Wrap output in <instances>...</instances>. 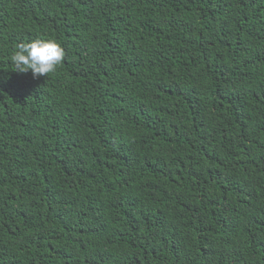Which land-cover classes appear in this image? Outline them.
<instances>
[{"label": "trees", "instance_id": "16d2710c", "mask_svg": "<svg viewBox=\"0 0 264 264\" xmlns=\"http://www.w3.org/2000/svg\"><path fill=\"white\" fill-rule=\"evenodd\" d=\"M0 264H264V0H0Z\"/></svg>", "mask_w": 264, "mask_h": 264}, {"label": "clouds", "instance_id": "9594fccd", "mask_svg": "<svg viewBox=\"0 0 264 264\" xmlns=\"http://www.w3.org/2000/svg\"><path fill=\"white\" fill-rule=\"evenodd\" d=\"M63 47L54 39H35L19 43L11 55L13 71L26 73L32 71L34 77L53 73L64 59Z\"/></svg>", "mask_w": 264, "mask_h": 264}]
</instances>
